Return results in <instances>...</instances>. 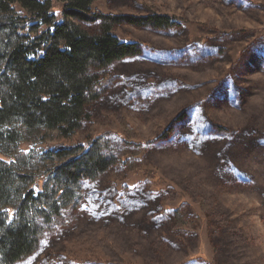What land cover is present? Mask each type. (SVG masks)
I'll return each mask as SVG.
<instances>
[{"label":"rangeland","instance_id":"obj_1","mask_svg":"<svg viewBox=\"0 0 264 264\" xmlns=\"http://www.w3.org/2000/svg\"><path fill=\"white\" fill-rule=\"evenodd\" d=\"M51 1L62 23L65 4ZM92 10L103 18L76 21L92 35L105 16L175 26H111L138 53L100 71L78 144L102 137L112 164L49 218L30 206L40 244L20 264H264V0H98ZM57 144L51 133L21 145L27 187L53 194L55 167L70 159L48 153Z\"/></svg>","mask_w":264,"mask_h":264},{"label":"trees","instance_id":"obj_2","mask_svg":"<svg viewBox=\"0 0 264 264\" xmlns=\"http://www.w3.org/2000/svg\"><path fill=\"white\" fill-rule=\"evenodd\" d=\"M96 1L62 0L64 20L57 23L51 0H0V264H20L37 252L40 229L28 217L32 204H39L34 209L49 218L76 183L112 164L100 156L107 143L102 137L78 144L92 119L89 108L97 98L100 71L138 53L137 45L120 42L111 26H175L165 16H105L102 32L92 35L76 21L103 18L92 10ZM51 133L58 144L48 153L60 162L70 157L55 167L53 194L46 183H37V191L26 186L30 177L21 150L29 136L46 142Z\"/></svg>","mask_w":264,"mask_h":264}]
</instances>
